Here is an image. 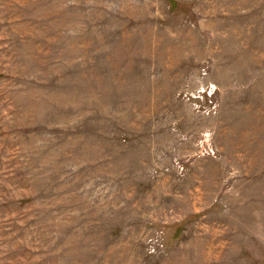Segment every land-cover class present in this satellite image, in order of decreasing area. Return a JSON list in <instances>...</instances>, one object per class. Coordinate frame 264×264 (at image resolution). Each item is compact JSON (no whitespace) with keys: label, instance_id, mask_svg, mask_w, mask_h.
Segmentation results:
<instances>
[{"label":"rangeland","instance_id":"1","mask_svg":"<svg viewBox=\"0 0 264 264\" xmlns=\"http://www.w3.org/2000/svg\"><path fill=\"white\" fill-rule=\"evenodd\" d=\"M0 264H264V0H0Z\"/></svg>","mask_w":264,"mask_h":264},{"label":"bare ground","instance_id":"2","mask_svg":"<svg viewBox=\"0 0 264 264\" xmlns=\"http://www.w3.org/2000/svg\"><path fill=\"white\" fill-rule=\"evenodd\" d=\"M247 43V42H246Z\"/></svg>","mask_w":264,"mask_h":264}]
</instances>
